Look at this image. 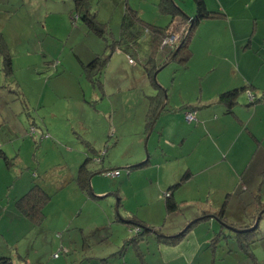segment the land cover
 I'll return each instance as SVG.
<instances>
[{
    "label": "crops",
    "instance_id": "1",
    "mask_svg": "<svg viewBox=\"0 0 264 264\" xmlns=\"http://www.w3.org/2000/svg\"><path fill=\"white\" fill-rule=\"evenodd\" d=\"M126 1L129 4V0ZM205 2L209 9L222 11L224 15L203 19L190 38L192 56L188 63L184 66L177 64L171 81H157L166 91V108L172 110H162L149 132L147 139L152 143V151L143 167L155 169L154 173L147 175V181L153 185L150 188L155 191L160 210L151 211L155 214L150 216L141 215L137 208L127 209L124 200V211L120 210L122 216L135 215L133 217L142 220L152 230L159 229L168 236L185 230L190 221L203 212L207 219L188 228L175 242L160 241L151 230L127 243L125 240L132 235L126 222L131 219L126 218V222L111 220L97 199L88 197L79 189L74 181L76 169L65 183L71 179L74 181L76 187L72 193L81 198L80 206L85 207L88 210L85 214L91 217L88 221H78L83 209L79 206L68 217V222L62 219L61 223L58 218L50 228L52 233L47 234L44 231L46 225L35 226L14 204L38 183L32 178L34 174L25 173L26 179L22 180V175L12 182L8 176L0 186V258H10L8 262L2 261L3 264H264L252 248L251 252L242 250L234 232L220 224L211 213L224 206L227 220L234 223L229 226L245 229L252 226L253 216L261 209L259 204L264 202V100L251 102L247 92H242L233 106V113H226L224 105L217 101L220 92L245 85L251 88L254 97L264 93V0ZM108 4L114 11L120 6L118 0H100L95 8L97 18L101 7ZM97 54L99 52L94 56ZM147 103L148 98L140 114L144 125ZM186 110H194L197 121H187L184 117ZM87 126L94 124L89 120L82 123L87 140L93 145V141L102 140L105 131L100 126L98 130H87ZM120 127L117 124L111 133L115 136V144L122 141L125 134V129ZM135 133L139 138L131 140L130 154L122 161L127 166L145 161H141L143 152L140 147L142 136L146 134L145 126L143 131L135 130ZM3 144L0 143V150L6 155ZM94 164L91 169L97 168ZM100 167L106 169L103 165ZM132 170L129 169L126 181L133 178ZM185 172L189 177L171 190L172 197L180 203L179 208L167 213L164 192ZM96 174L90 181L93 192L102 196L107 190L103 178ZM113 193L106 192L105 195ZM182 207H191V212L182 211ZM128 210L131 212L127 213ZM233 211L235 219L231 216ZM97 214L99 217L96 218ZM157 216L160 217L158 221ZM52 225L47 223L49 227ZM71 226L79 230L80 235L63 239ZM226 230H230L231 236L220 237L212 249L215 232L225 234ZM38 232L43 233L44 239H38ZM39 240L47 244L46 252L42 246L38 248ZM57 250L58 256L54 257Z\"/></svg>",
    "mask_w": 264,
    "mask_h": 264
},
{
    "label": "rangeland",
    "instance_id": "2",
    "mask_svg": "<svg viewBox=\"0 0 264 264\" xmlns=\"http://www.w3.org/2000/svg\"><path fill=\"white\" fill-rule=\"evenodd\" d=\"M88 1L90 9L95 10L100 0ZM118 1L120 6L115 11L109 4L101 7L97 19L108 23L104 38L84 20L75 0H0V35L9 57L5 64L0 54V143L4 142L6 149V156L0 155V186L8 176L12 182L25 173L34 174L32 178L51 194V200L44 208L42 224L46 225L44 231L47 234L52 233L50 228L58 218L61 223L63 220L68 222V217L81 205V198L72 193L76 187L74 181H65L87 156V149L80 140L81 137L88 139L81 127L87 120L94 124L85 127L87 130L100 126L105 131L102 140L93 141L97 154L92 158L99 160H93L91 165L96 163L94 166L99 168L103 165L106 169L118 166L120 172L113 176L96 174L103 178L106 192L118 188L127 209L137 208L141 215L150 216L155 214L151 211L160 210L155 191L150 188L153 185L147 181V175L154 173L155 169L134 168L131 172L133 178L125 180L129 169L122 161L130 154L131 140L139 138L135 130L144 129L141 109L146 106L148 95L154 91L137 54H131L134 60L130 62L124 52L111 48L110 32L117 36L122 15L119 11L127 2ZM157 1L129 0V4L139 14L147 16L148 19L142 18L148 23L164 27L170 23L171 15L160 12ZM172 1L185 15L195 14L193 0ZM167 48L158 54L159 62ZM95 52L108 57L100 73L102 89L88 80L85 68ZM175 67H178L175 62L161 67L155 75L156 80L171 81ZM117 124L125 129V134L121 137L123 140L115 144V136L111 133ZM147 135L142 136L141 161L152 151ZM97 201L107 209L110 217L113 216L115 197L112 194ZM82 208L78 221H88L91 216L85 214L88 211L85 207ZM182 209L191 212V207ZM121 210L124 211L123 208ZM97 215L96 218L99 217ZM231 216L236 218L235 211ZM159 218L157 216L156 220ZM47 223L53 225L49 227ZM226 231L230 233V230ZM76 234L80 235V231L72 227L62 238L69 235L77 237ZM245 235L257 237L251 248L264 260V213L257 227ZM42 237L43 233L38 232V239H44ZM42 242L37 241V246H42L46 252L47 244Z\"/></svg>",
    "mask_w": 264,
    "mask_h": 264
},
{
    "label": "trees",
    "instance_id": "3",
    "mask_svg": "<svg viewBox=\"0 0 264 264\" xmlns=\"http://www.w3.org/2000/svg\"><path fill=\"white\" fill-rule=\"evenodd\" d=\"M75 2L77 8L80 9L79 11L83 14L84 20L87 21L88 24L95 29V31L101 32L102 36L105 38L104 35L107 33L108 23L98 21L96 10L90 9L88 0H75ZM193 2L195 4V14L192 16H187L179 8L178 5L173 3L172 0H158L157 5L159 11L171 15L170 23L165 25L164 27L148 23L144 18H142L137 9L133 8L125 2L126 4L124 6L123 14L120 20L118 36L115 37L113 36V33L110 32V35H112L111 48L113 50H121L128 56V59L131 58L132 60L134 59L131 54L136 53L137 60L143 66L145 74L148 76L151 86L155 89V92L153 94L148 95L147 111L145 114L144 125L146 134H148L149 130L153 128V125L162 110H172V108H166V91L161 87V85L154 77L155 71L171 62H175L182 66L186 65L192 56V50L190 47V38L192 36H190V33L192 32V30H194L203 19L215 18L224 15L222 11L209 9L206 5L205 0H193ZM175 19H177V23H175ZM172 33L178 34L173 43H165L164 45H162L164 39ZM166 47L168 48L167 50L163 51L162 60L159 62L158 54L160 53L161 49H166ZM0 54L3 56L5 64L8 63L9 57L6 49L4 48V42L1 38V35ZM100 55L101 54L95 55L92 60L85 65V68L88 80H90L93 85L94 83H97L99 88L102 89L103 84L100 78V73L102 68L107 64L108 57L105 54L101 55V57ZM250 89V87L245 85L225 90L218 94L217 101L224 105L226 113H233V106L238 102V97L242 92H247L251 102L264 100V93H262L259 97H254V95L251 94ZM187 112L192 113V119L188 120L186 118ZM184 117L187 121H197L194 110H186L184 112ZM80 140L87 149V156L84 162H82L78 166L74 181L78 185L79 189L88 197L92 199L102 198L106 195L99 196L95 194L93 192V189L91 188L90 180L92 175L95 173H104L105 175H109L106 173L108 171L114 170H117L118 174H120V172L117 168L102 170V167H97L96 169H91L90 163L93 160H99L98 158H92V156H94L93 154H97V151L89 140L82 137ZM0 155L6 156L2 150H0ZM5 158L8 161L7 157ZM148 161L149 159L147 156L145 161L135 165L127 166V168H139L148 163ZM188 177V172L183 173L179 180L164 192L165 208L167 213L177 210L180 205V203L172 197L171 190L179 187L182 182ZM113 192L114 193L112 195L115 197V203L117 199V211L114 204V213L113 216L110 217L112 218L111 220L126 222V218L131 219V222L126 223H128L132 238L128 237L125 242L129 243L133 238H135L134 240H136L137 238L143 236L145 233L151 232L152 228L137 217H133L135 215H130V217L122 216L120 210L122 207H124L122 194L120 193L118 188L114 189ZM50 200L51 194L47 193L38 183H35L28 189L26 193L17 198L14 204L16 209L23 216L30 220L35 226H40L45 220L44 208ZM259 208L264 209V202H261L259 204ZM104 210H106L107 214H109L106 208ZM211 213L213 214L212 216L220 224L234 225V223H231V221L229 222L227 220V217L224 214V206H222L218 212ZM253 217L255 218V215ZM204 219H207L205 212L192 219L189 225L186 226L185 230H182L181 232L173 236L164 235L163 233H160L159 229H156L155 231L153 229L152 231L156 233V236L160 241L162 240L166 242H175L184 235L185 231L188 230V228ZM249 231L251 230L236 232L233 231L237 244L242 248V250L246 252H251V245L257 238L254 235L246 236L245 233ZM230 236L231 235L228 232L225 234L223 233V231L215 232V236L213 237L211 242L212 249H214L220 237L225 239ZM58 252L59 251L57 250L55 253H53L54 257L58 256ZM5 260L6 262H8L10 258H0V264H3L2 261Z\"/></svg>",
    "mask_w": 264,
    "mask_h": 264
},
{
    "label": "water",
    "instance_id": "4",
    "mask_svg": "<svg viewBox=\"0 0 264 264\" xmlns=\"http://www.w3.org/2000/svg\"><path fill=\"white\" fill-rule=\"evenodd\" d=\"M158 70H159V69H158ZM158 70L155 71V73H154V77H155V75L157 74V71H158ZM150 131H151V130H149V132H150ZM149 132H148V134H149ZM147 138H148V135H147L146 139H147ZM145 144H146V141H145ZM146 158H147V157H146ZM116 203H117V199H116ZM116 203H115V208H116V211H117V204H116ZM262 213H264V209L260 210V211L256 214L252 226L247 227V228H245V229L234 228V227H231V226L226 225V224H223V225H224L227 229H230V230L235 231V232H236V231H248V230H254V229L257 227V225H258V222H259L260 217L262 216Z\"/></svg>",
    "mask_w": 264,
    "mask_h": 264
},
{
    "label": "built area",
    "instance_id": "5",
    "mask_svg": "<svg viewBox=\"0 0 264 264\" xmlns=\"http://www.w3.org/2000/svg\"><path fill=\"white\" fill-rule=\"evenodd\" d=\"M178 34L176 33H172L171 35H169L168 37H166L162 43V45H164L165 43H173V41L177 38ZM129 61L130 62H133V60L131 58H129ZM186 118L188 120L192 119L193 118V115L191 112H187L186 113ZM106 174H109V175H117L118 174V171L117 170H114V171H108ZM168 194V193H167ZM56 255V254H55Z\"/></svg>",
    "mask_w": 264,
    "mask_h": 264
}]
</instances>
